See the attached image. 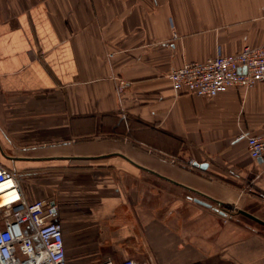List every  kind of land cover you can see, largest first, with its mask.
I'll return each instance as SVG.
<instances>
[{
    "label": "crops",
    "instance_id": "1",
    "mask_svg": "<svg viewBox=\"0 0 264 264\" xmlns=\"http://www.w3.org/2000/svg\"><path fill=\"white\" fill-rule=\"evenodd\" d=\"M263 44L264 0H0V166L52 199L67 264H264V225L236 212L264 221L242 135L264 129V81L168 79Z\"/></svg>",
    "mask_w": 264,
    "mask_h": 264
},
{
    "label": "built area",
    "instance_id": "2",
    "mask_svg": "<svg viewBox=\"0 0 264 264\" xmlns=\"http://www.w3.org/2000/svg\"><path fill=\"white\" fill-rule=\"evenodd\" d=\"M175 93L213 97L229 89H249L264 81V44L244 46L234 54L218 53L203 61H190L168 74ZM123 82H121V85ZM251 158L264 167V129L243 133ZM192 159L183 163L193 168ZM0 264H67L62 225L55 218L52 199L28 202L17 175L0 166ZM228 209L234 210L230 204ZM146 264L125 259L119 263Z\"/></svg>",
    "mask_w": 264,
    "mask_h": 264
},
{
    "label": "water",
    "instance_id": "3",
    "mask_svg": "<svg viewBox=\"0 0 264 264\" xmlns=\"http://www.w3.org/2000/svg\"><path fill=\"white\" fill-rule=\"evenodd\" d=\"M208 199L213 201V202H215V203H217V204H219V205H221V206H223V207H226V208H228L230 206L229 203L213 200V199H210V198H208ZM201 203H203V202H201ZM203 204H205V203H203ZM236 212L241 214V215H243V216H245V217H247V218H249V219H251V220H253V221H255V222H257V223H259V224H261V225H264V221L263 220L259 219L258 217L254 216L253 214L245 211L244 209H236Z\"/></svg>",
    "mask_w": 264,
    "mask_h": 264
},
{
    "label": "bare ground",
    "instance_id": "4",
    "mask_svg": "<svg viewBox=\"0 0 264 264\" xmlns=\"http://www.w3.org/2000/svg\"><path fill=\"white\" fill-rule=\"evenodd\" d=\"M8 187V183L7 182H3L2 184H1V188H0V190H4V189H6Z\"/></svg>",
    "mask_w": 264,
    "mask_h": 264
}]
</instances>
